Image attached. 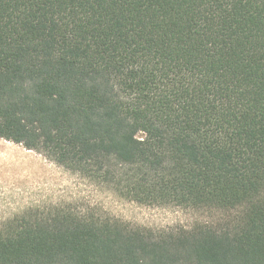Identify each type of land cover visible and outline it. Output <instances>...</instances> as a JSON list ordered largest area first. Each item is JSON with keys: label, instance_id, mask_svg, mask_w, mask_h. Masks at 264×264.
I'll return each instance as SVG.
<instances>
[{"label": "trees", "instance_id": "16d2710c", "mask_svg": "<svg viewBox=\"0 0 264 264\" xmlns=\"http://www.w3.org/2000/svg\"><path fill=\"white\" fill-rule=\"evenodd\" d=\"M0 139L193 229L53 205L0 264H264V0H0Z\"/></svg>", "mask_w": 264, "mask_h": 264}, {"label": "rangeland", "instance_id": "374dc122", "mask_svg": "<svg viewBox=\"0 0 264 264\" xmlns=\"http://www.w3.org/2000/svg\"><path fill=\"white\" fill-rule=\"evenodd\" d=\"M53 205L98 208L133 226L153 230L212 226L223 217L215 210L153 207L117 198L40 154L0 139V222Z\"/></svg>", "mask_w": 264, "mask_h": 264}]
</instances>
